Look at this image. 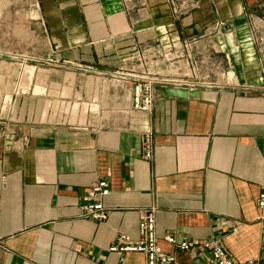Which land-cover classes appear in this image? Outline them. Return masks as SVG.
<instances>
[{
	"label": "crops",
	"instance_id": "crops-1",
	"mask_svg": "<svg viewBox=\"0 0 264 264\" xmlns=\"http://www.w3.org/2000/svg\"><path fill=\"white\" fill-rule=\"evenodd\" d=\"M193 38L189 59L174 58ZM0 59L42 72L26 86L48 94H19L23 119L42 117L31 99L87 106L83 123L0 128V264H145L108 249L118 233L136 241L138 211L152 208L174 264H203L208 253L165 236L215 238L235 260L264 264V0H0ZM140 64L209 86L197 98H164L155 86L151 112H133L128 77ZM100 179L110 215L95 222L79 205Z\"/></svg>",
	"mask_w": 264,
	"mask_h": 264
},
{
	"label": "built area",
	"instance_id": "built-area-1",
	"mask_svg": "<svg viewBox=\"0 0 264 264\" xmlns=\"http://www.w3.org/2000/svg\"><path fill=\"white\" fill-rule=\"evenodd\" d=\"M253 27L255 25H252ZM259 23L257 30H259ZM195 38L179 43V49L183 54L177 51L173 52L174 58L187 57L197 44ZM174 44V43H173ZM171 46V45H170ZM169 46V47H170ZM162 48V47H161ZM168 48V46H167ZM163 49V48H162ZM171 49H176L174 45ZM158 50L154 49V56L158 55ZM142 53L151 54V50H143ZM164 58V57H162ZM146 59L145 55L139 56V62ZM128 78L131 79V110L133 112H151L157 94L154 90L155 86L173 87L178 89H185L188 91H195L206 86L208 83L199 80L198 78H190L188 73L178 72L174 75L151 74L148 72L143 64H140L137 69L129 72ZM119 77H127L126 75L118 74ZM153 139L151 128L144 132L142 138V156L149 161L153 157ZM108 184L104 179H100L89 187L88 192L82 198L79 209L81 217L95 222H104L110 215V210L103 204V199L108 196ZM256 207L260 211L258 219L261 222L264 231V184L261 192L256 200ZM155 210L141 209L138 211V239L132 241L129 236L124 233L116 235L115 243L108 249L109 252L122 255L125 253L142 254L145 258V264H174L175 258L172 254L165 253L161 250L158 244V237L155 231ZM164 240L174 246L179 251H197L196 253L207 251L208 258L203 264H260L258 259H248L245 261L235 260L229 255L223 244L215 239L209 238L205 240H197L194 242L177 241L173 236H165ZM123 261V259H120Z\"/></svg>",
	"mask_w": 264,
	"mask_h": 264
},
{
	"label": "rangeland",
	"instance_id": "rangeland-1",
	"mask_svg": "<svg viewBox=\"0 0 264 264\" xmlns=\"http://www.w3.org/2000/svg\"><path fill=\"white\" fill-rule=\"evenodd\" d=\"M6 1L8 2V0ZM19 8L20 7H18L17 10ZM20 9H24V7H21ZM11 62L12 61L10 59H0V128L5 127V129H8L12 128V126L17 127L19 124L24 122L37 125H59L63 123L64 119L70 124L74 123L75 120H79V118L81 123L84 122L85 115L83 111L87 107L86 104H79L80 107H78L76 110H73L72 108L76 106V103L78 102H72L75 103L74 106H72L73 104L61 106V104L57 101L54 100L52 102L49 99H46V101L42 104H40L41 102L39 101V103H37V101H34L33 104V99H31V102H28V105H30V107L36 106L37 108L35 109H37L38 112H42L40 114L42 115V117H39L38 115L36 116V118L23 119L22 111L24 109L23 106L26 105V103H18L17 98L19 97V94H25L23 96L28 95L29 97L31 96V94L46 96L48 92L47 89L45 92L39 88H28L26 86L27 77L29 75L30 77H32V81L35 80V77L37 79L43 78L41 71H34L33 68L26 69L28 67V64H23V66L21 67L14 66L13 64H11ZM85 70L86 69H84V71ZM49 95H55V90L50 89ZM63 96L66 95L64 94ZM62 112H65V114L62 115ZM76 112L78 113L76 114ZM47 114L48 117H46Z\"/></svg>",
	"mask_w": 264,
	"mask_h": 264
},
{
	"label": "water",
	"instance_id": "water-1",
	"mask_svg": "<svg viewBox=\"0 0 264 264\" xmlns=\"http://www.w3.org/2000/svg\"><path fill=\"white\" fill-rule=\"evenodd\" d=\"M162 96L167 97H176V98H197L199 97V91H188L185 89H178L173 87H165L162 91Z\"/></svg>",
	"mask_w": 264,
	"mask_h": 264
}]
</instances>
